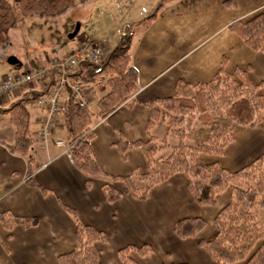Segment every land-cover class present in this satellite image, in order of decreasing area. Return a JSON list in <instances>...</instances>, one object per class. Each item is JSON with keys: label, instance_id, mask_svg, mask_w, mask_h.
Listing matches in <instances>:
<instances>
[{"label": "crops", "instance_id": "0c3cea01", "mask_svg": "<svg viewBox=\"0 0 264 264\" xmlns=\"http://www.w3.org/2000/svg\"><path fill=\"white\" fill-rule=\"evenodd\" d=\"M70 9L60 14L67 16V22L62 23L67 32L75 25L73 15L68 13ZM87 9L96 20H115V30L95 33L83 29L88 19L83 22L82 12ZM259 14H264V0L81 2L75 34L69 39L65 33L62 45L51 44L44 48V57L42 54L31 56L23 64L11 51L14 56L9 59L10 66H6L3 55L13 48L11 36L6 45L0 46V65H5L0 85L9 72L22 73L32 67H44L52 60L75 52L85 40L101 45L107 59L118 44L124 26L145 20V24L136 26L131 44V66L137 70L138 87L126 103L106 118H94L92 147L107 174L121 177L137 170L146 173L148 162L142 148H132L126 154L127 160H123L116 146L121 140L134 143L146 142L151 136L160 141L165 138L163 119L162 123L157 121L149 128L150 106L158 100L175 97L179 82L191 85L207 83L222 69L229 73L242 69L247 71L253 83L260 86L259 92L264 95V53L252 50L230 30L231 24L248 21ZM32 28L34 30V26ZM52 82L49 75L48 85ZM45 88L36 83L8 94L0 103V213L39 219L37 226L29 228L19 225L7 230L0 225V264H59V257L75 248L77 228V220L64 209L63 204L76 211L81 223L108 236L107 243L96 244L99 264H122L121 249L145 245L153 248V252L146 255L149 258H141L136 250L130 253L138 264H213L209 253L199 244L215 237V219L230 202V190L221 193L214 206H200L189 190L188 176L179 173L153 187L149 199L137 200L126 192L124 183L110 185L101 177L90 178L84 174L74 165L70 153L55 144L58 140L67 142L62 114L56 117L50 144L42 149L36 132L47 116V110L36 101L27 103L34 138L29 156L11 152L16 129L10 121V114L3 110L28 94L42 92ZM107 92V84L103 89L96 88L90 96L91 105L98 104ZM94 111L95 114L97 106ZM200 133L205 137L204 132H198L194 138ZM169 140L167 144L170 147L176 144L172 145ZM262 155L264 120L254 127L240 129L223 155L200 154L198 160L204 165L218 163L235 172ZM31 159L39 165L32 176L34 184L28 175ZM88 180H91L90 187H87ZM107 185L122 193L117 202L107 200L104 191ZM186 218H202L207 225L196 237L180 239L174 232V226ZM134 228L140 238L134 239ZM235 264H246V261Z\"/></svg>", "mask_w": 264, "mask_h": 264}, {"label": "trees", "instance_id": "16d2710c", "mask_svg": "<svg viewBox=\"0 0 264 264\" xmlns=\"http://www.w3.org/2000/svg\"><path fill=\"white\" fill-rule=\"evenodd\" d=\"M87 1L90 0H17L16 3L0 0V46L10 41V31L17 26L18 15L56 16L68 11L76 2ZM145 23L144 20L124 26L118 44L103 64L83 61L68 74L70 80L83 84L103 77L108 87V92L98 101L95 114L88 106L77 101L70 89L63 101L62 115L67 143L71 145L72 161L90 178L108 175L101 168L92 147L94 118H106L136 91L138 73L131 66V44L136 26ZM230 30L239 35L252 50L264 53V14L248 21H237L230 25ZM57 74V70L51 71V86L55 84ZM259 87L242 69L235 73L222 69L207 83L191 85L179 82L175 97L158 100L150 106L152 116L149 128L162 118L165 122V138L160 141L151 136L146 142L129 143L121 140L118 143L123 157H126L127 150L140 147L147 158L146 173L137 170L128 176L113 177L114 180H121L126 185V192L135 199L147 200L153 187L179 173L188 176L189 190L200 206H214L221 193L231 191L230 202L216 216L215 237L199 244L209 253L213 264H235L241 261H246V264H264V232L257 215V210L264 208V155L235 172L218 163L204 165L198 160L200 154L223 155L241 128L254 127L263 122L264 95L259 92ZM47 90L46 87L42 92L34 91L3 110L10 114V121L16 129L15 142L10 146L12 153L29 156L34 138L27 103L35 101ZM198 132L205 133L204 139L197 145L188 143L195 139V133ZM168 138L176 140V144L170 147ZM165 147H170L171 153L166 157L158 156ZM38 168L34 160H29L28 175L31 176L29 181L32 184V176ZM90 185L91 180H88L87 187ZM39 187L47 192V189ZM104 191L110 203L117 202L122 196L121 192L109 186H105ZM63 207L75 217L77 228L75 248L61 255L59 264H99L96 244L107 243L108 236L81 223L72 207L64 204ZM38 224L37 217L0 213V225L7 230L19 225L29 228ZM206 225L207 222L202 218H186L175 224L174 232L180 239L194 238ZM132 250L144 255L152 252L153 248L145 245L121 249L119 255L122 264H138L130 256Z\"/></svg>", "mask_w": 264, "mask_h": 264}, {"label": "built area", "instance_id": "2783aa9c", "mask_svg": "<svg viewBox=\"0 0 264 264\" xmlns=\"http://www.w3.org/2000/svg\"><path fill=\"white\" fill-rule=\"evenodd\" d=\"M104 48L94 42L85 40L81 46L69 55L50 61L44 67H32L22 72L5 76L0 85V103L8 94L27 88L32 84H45L47 93L39 96L35 101L38 105L47 110V116L42 120L39 130L36 132V139L42 149H46L51 142L56 125V117L63 113V101L67 91L70 89L77 101L86 106L91 105L90 96L96 88L106 87V81L103 77L97 78L88 84L74 82L69 79L68 74L76 70L83 61H91L98 65L105 62ZM52 70H57L56 82L54 85H48V77ZM58 147L64 148L70 152L71 145L65 141L58 140L55 143Z\"/></svg>", "mask_w": 264, "mask_h": 264}, {"label": "rangeland", "instance_id": "374dc122", "mask_svg": "<svg viewBox=\"0 0 264 264\" xmlns=\"http://www.w3.org/2000/svg\"><path fill=\"white\" fill-rule=\"evenodd\" d=\"M11 3L12 0H9ZM81 2H76L75 5L72 7L73 9H70V11L68 13H71L73 15V25L74 27H71L69 29V32H67V28L66 26H63L62 23H66L67 22V16H40V15H35L32 17H25L22 15H18V23L17 26L13 29L12 33H11V40H12V44H13V48H11L12 50L4 53V63H6V66H10L9 65V59L12 56H16L23 64H26V61L32 56L35 57V55H41L42 57H44L43 54L44 53V48L46 49V47H49V45L51 44H55V45H62V43L64 42V38L63 35L66 33L67 38H71L76 31L78 25V14H79V4ZM83 22L85 20L88 19V21L84 24L83 29H86V31H91L92 32H100L101 31H105L106 33H110L112 31L115 30L114 27V22L115 20H109V21H104V20H96V17L93 15H90V9H87V11H83ZM91 17V19H90ZM65 25V24H64ZM129 25V24H127ZM34 26V30L33 27ZM126 26V25H125ZM124 30V28H123ZM88 32V33H89ZM95 42V41H93ZM11 51H14L11 52ZM12 53L14 55H12ZM49 54V53H48ZM36 56V57H37ZM49 57H53L52 55H49ZM0 59H1V54H0ZM5 65H0V75L4 72ZM12 68V67H11ZM7 71V70H6ZM16 72V71H15ZM15 72H9L8 75L13 74ZM7 76V75H6ZM34 84L29 85L28 87H32ZM39 85V84H38ZM40 86L45 88V84H40ZM41 89V88H39ZM96 106L97 104L94 105H90V109L91 111L95 112L94 110H96ZM162 118L158 121H160L162 123ZM248 128V127H246ZM242 129V128H241ZM65 137V135H64ZM204 137V134L200 133L197 134L196 138L194 140H190L188 141V143L192 144V145H197L198 143H200L202 141ZM170 143L175 144L176 140L170 138ZM118 145L116 146L117 151L121 153V150L118 149ZM131 150V149H129ZM129 150H127L126 152H129ZM171 152V149L169 147H165L162 152L159 155H163V156H167L169 153ZM127 154V153H126ZM123 160H127V157H123ZM135 173V172H134ZM114 175L112 174H108L105 177H101L103 178L102 180L110 183V185H114L116 183L117 184H121L123 183L121 180H114L113 179ZM109 186V185H107ZM110 187V186H109ZM149 199V198H148ZM138 200V199H137ZM142 201V200H140ZM257 215H258V222L260 224V226L263 228V232H264V208H259L257 210ZM138 230H136L135 228L133 229L134 232V239H136V237L140 238V236H137L139 232H137ZM138 240V239H137ZM153 252V251H152ZM152 252H148L144 255H140L137 251L135 253H137L141 258L145 256V258H149L150 256H146L149 253Z\"/></svg>", "mask_w": 264, "mask_h": 264}]
</instances>
